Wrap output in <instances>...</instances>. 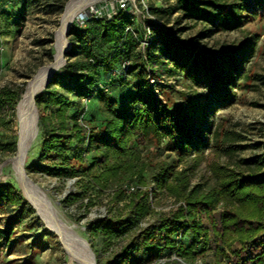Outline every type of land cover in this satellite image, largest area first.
<instances>
[{"label":"trees","instance_id":"trees-1","mask_svg":"<svg viewBox=\"0 0 264 264\" xmlns=\"http://www.w3.org/2000/svg\"><path fill=\"white\" fill-rule=\"evenodd\" d=\"M167 1H173L175 7H167V11L150 7L151 14L182 12L187 19L204 21L217 31L239 29L264 16V0ZM65 3L56 7L57 14L64 13ZM6 5L13 11L7 12ZM27 5L28 0H3L0 16L20 30ZM129 10L128 5L111 19L90 18L83 25L76 21L71 25L65 65L35 97L41 152L48 161L37 170L89 179L85 188H98L100 193L114 187L113 200L126 202L125 213L106 215L91 227L104 248L111 247L99 264H160L172 255L177 257L173 264H190L209 250L216 257L215 264H264V168L238 177L230 169L214 165L217 186L204 194L196 188L189 190L186 177L174 173L171 166L158 167L146 176L147 166L141 159L147 144L159 147L166 141L168 151L180 156L194 153L200 163L211 144L215 111L233 104L234 90L246 75L254 43L204 53L178 41L174 30L153 23L150 32L146 30L140 37ZM53 43L51 33L47 44ZM141 46L134 58L133 51ZM53 56L55 48L50 46L46 57L52 62ZM158 63L164 72L170 68L171 75L183 77L206 93L185 110H169L151 90L146 91L149 70L153 80L160 76ZM129 85L131 90L121 96L122 88ZM26 87L23 83L0 91V106L10 110L11 124ZM58 88L79 97V104L83 98L97 100L100 125L80 122L77 112L70 117L74 103L60 95ZM17 140L16 135L11 142H0L1 151L15 154ZM151 184L155 190L149 189ZM162 190L182 205L156 214L143 226L156 213L151 198ZM220 205L224 208L218 211ZM26 214L32 217L31 223L40 222L21 191L0 182V258L15 244V224ZM96 256L100 257L97 251Z\"/></svg>","mask_w":264,"mask_h":264},{"label":"rangeland","instance_id":"rangeland-1","mask_svg":"<svg viewBox=\"0 0 264 264\" xmlns=\"http://www.w3.org/2000/svg\"><path fill=\"white\" fill-rule=\"evenodd\" d=\"M70 1L28 0V5L25 8V21L20 30L0 16V43L3 47V51L0 52V91L5 88L16 89L23 83L28 84L40 69L53 63L46 57V50L50 46L55 48V35L62 16V13H56V7L66 2L65 8H67ZM231 1L229 0V2ZM118 3H125L131 7L128 13L131 14L133 21L138 26L140 37L148 30L149 24L153 23L174 30L178 41L204 53L220 52L228 48H238L248 42L254 43L253 50L246 62V75L238 82L234 90L236 96L233 104L226 109L215 111L214 124L209 135L211 144L206 149L200 163L197 162L198 157L194 153L180 156L168 151L166 141L159 147L147 144L144 151L141 152V159L147 166L145 175L150 177L154 169L171 166L174 168V173H181L186 177L189 190L196 188L198 193L206 194L217 186L212 169L214 165L228 168L237 176L239 175L238 177L263 169L264 16L245 22L244 26L239 29L217 31L204 21L187 19L182 12L151 14L152 12L149 10L150 7H154L159 11H167V7H175L173 1L101 0L89 7L75 21L90 17V13L96 9L107 13L113 8L116 9ZM12 9L8 5L5 7L7 12H12ZM210 30H212V34H209ZM9 31L11 34H8ZM51 33L54 34L52 45L47 44ZM141 50L142 46L133 51L134 58L138 57ZM42 63H44L43 66H41ZM156 69L161 71L160 76L153 80L150 75L151 70H149L147 74L149 84L146 91L151 90L171 111L187 109L195 103L199 96L206 93L205 90L198 89L191 82L185 81L183 77L171 75L168 72L170 68L165 69L166 72H164L158 63ZM129 90H131V85L123 87L121 96H124ZM58 93L66 95L73 101L74 107L69 111L70 117L77 112L80 122L100 125L102 116L97 100L89 101L88 98H83L79 104L80 98L74 94L69 95L61 88H58ZM22 98L23 95L19 104ZM18 107L15 123L11 124L9 123L10 110L0 106V142L3 144L11 142L19 134ZM50 112L51 110L48 111V113ZM35 126L36 132L24 160V170L27 177L35 184V190L44 203L70 228L77 240L75 249L78 259L68 253L59 236L45 226L32 206L31 200L23 188L22 180L12 163V158L17 152L13 155L4 154L0 149V182L13 185L21 191L23 198L40 220L38 223H31L32 217L26 214L23 220L21 219L15 224L16 234L12 239L15 244L9 252L0 258V264H82L80 259H90L92 262L94 261V264H99L100 259L105 258L111 247L104 248L99 237L94 236L91 227L94 222L106 215L125 213L126 202L116 203L113 200L114 187L100 193L98 188L91 186L85 188L86 184L91 183L89 179L49 175L37 170L38 167L48 163L41 152L42 135L37 108L35 110ZM149 189L155 190L154 184H151ZM89 199L92 200V206H90ZM150 203L156 213L148 216L143 226L155 219L156 214L169 213L182 205L165 190L154 194ZM223 208L224 206L220 205L218 211ZM3 227L4 224L1 225V228ZM96 251L100 254L99 258L96 256ZM175 259L177 257L172 255L171 258L162 260L160 264H173L171 261ZM180 263L186 264L183 261ZM215 263L216 257L209 250L190 264Z\"/></svg>","mask_w":264,"mask_h":264},{"label":"bare ground","instance_id":"bare-ground-1","mask_svg":"<svg viewBox=\"0 0 264 264\" xmlns=\"http://www.w3.org/2000/svg\"><path fill=\"white\" fill-rule=\"evenodd\" d=\"M101 0H71L62 14L59 28L55 35V60L50 65L56 66L55 69L43 67L39 74L35 76L26 87L21 103L19 104L17 114L19 120V145L16 155L12 158L15 170L20 176L23 188L26 191L28 198L31 200L32 206L35 208L38 216L44 222L45 226L53 233L57 234L67 249L68 253L77 258L76 254V238L70 231V228L59 219L58 216L50 210L44 203L40 195L35 190V184L27 177L24 170V160L32 144V138L36 132L35 126V97L39 94L54 72L63 67L65 61V48L67 47L68 38L66 33L74 23L75 19L81 14H84L89 7ZM103 1V0H102ZM35 140V139H34ZM90 258V257H89ZM78 259V258H77ZM80 259V258H79ZM82 264H94L90 259H80Z\"/></svg>","mask_w":264,"mask_h":264},{"label":"built area","instance_id":"built-area-1","mask_svg":"<svg viewBox=\"0 0 264 264\" xmlns=\"http://www.w3.org/2000/svg\"><path fill=\"white\" fill-rule=\"evenodd\" d=\"M127 7H128V5L127 4H125V3H118V5H117V8L116 9H112L111 11H108L107 13H102V11H100L99 9H96V10H94V12H92V13H90L91 15H90V17H87V18H83L82 20H78L77 21V23L79 24V25H83V23L86 21V20H88V19H90V18H96V19H102V18H108V19H111L112 17H113V15H115L116 14V12L120 9H122V10H126L127 9ZM150 32V30H148V33ZM0 51L2 52L3 51V47L2 46H0ZM128 192H130L129 190H128Z\"/></svg>","mask_w":264,"mask_h":264},{"label":"water","instance_id":"water-1","mask_svg":"<svg viewBox=\"0 0 264 264\" xmlns=\"http://www.w3.org/2000/svg\"><path fill=\"white\" fill-rule=\"evenodd\" d=\"M66 11V8H65V10H64V12ZM73 24V23H72ZM71 28V27H70ZM70 28H69V30H70ZM69 30H68V32H69ZM68 32L66 33V35L68 34ZM69 48H70V43L69 42H67V47L65 48V53L69 50ZM53 58H54V60H55V56H53ZM64 65H65V61H64ZM63 65V66H64ZM55 67L56 66H54V65H49V66H47V68H51V69H55ZM41 70V69H40ZM40 70L36 73V75L35 76H37L38 74H39V72H40ZM50 79H51V77L49 78V80L47 81V83L50 81ZM47 83L45 84V86L47 85ZM34 106L36 107V105H35V101H34ZM18 145H19V141L17 142V148H18Z\"/></svg>","mask_w":264,"mask_h":264}]
</instances>
